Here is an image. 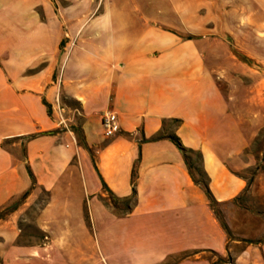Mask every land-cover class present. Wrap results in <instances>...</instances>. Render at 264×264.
Returning a JSON list of instances; mask_svg holds the SVG:
<instances>
[{
  "label": "crops",
  "instance_id": "0c3cea01",
  "mask_svg": "<svg viewBox=\"0 0 264 264\" xmlns=\"http://www.w3.org/2000/svg\"><path fill=\"white\" fill-rule=\"evenodd\" d=\"M84 9L98 12L67 51ZM259 25L264 0H71L60 15L52 0H0V208L31 188L28 165L50 192L35 218L48 240L18 241L30 192L0 219V264H264V216L261 241L233 238L181 149L150 140L180 119L169 130L202 153L231 233L251 231L241 200L264 170L249 186L237 171L254 164L244 154L259 117L242 112L216 77L228 67L210 57L211 41ZM58 95L95 163L76 130L57 129L46 102ZM108 110L120 124L112 137Z\"/></svg>",
  "mask_w": 264,
  "mask_h": 264
},
{
  "label": "rangeland",
  "instance_id": "374dc122",
  "mask_svg": "<svg viewBox=\"0 0 264 264\" xmlns=\"http://www.w3.org/2000/svg\"><path fill=\"white\" fill-rule=\"evenodd\" d=\"M52 1L55 3L56 12L59 15L60 11L63 12V8L69 7L71 2V0ZM89 1L90 0H83V2ZM134 1L135 0H128L130 4H133ZM96 12L98 11H91L90 9L83 10L81 25H78L76 30L75 27H72V29H74L73 33L76 35L72 36L71 42L66 43L64 41L63 43V46H67V51L75 46L78 36L89 32L90 20ZM64 28L67 32L70 31L71 33V27L64 26ZM242 34L243 39L241 41L222 42L218 39L211 41L212 55L210 57V62L212 66L228 67L226 72L221 69L220 72L216 74L218 81H220V83L225 81L227 93L240 101V107L244 114H255L259 117V133L244 154L245 157L248 155L254 157V164L249 168L237 171L239 174L251 178V170L258 164H262L261 158L264 154V25L244 27ZM225 52H227V54L224 57ZM66 102L69 104L70 101L68 100ZM51 114L53 116L52 107ZM72 123L71 120L72 129L75 130V126H73ZM57 129L59 130V128ZM192 158L196 160L197 156L192 154ZM262 172V170H259L257 174ZM259 180L261 181V179ZM262 184H258L257 187L249 188V191L246 192L244 198L241 200V204L245 205L254 217L251 220V231L247 232L244 227V232L236 235L232 234L233 238H242L250 242L251 240H257L259 237H264V235H255L256 221H258L257 219H262L261 217L264 216V186H261ZM31 192L36 194L37 198L34 202L30 203V206L26 210L24 216L25 220L20 221L21 232L18 239L19 242L28 244L48 240L46 235L36 226L35 218L46 204L50 192L42 187H36ZM218 211L224 218L221 210L218 209Z\"/></svg>",
  "mask_w": 264,
  "mask_h": 264
},
{
  "label": "trees",
  "instance_id": "16d2710c",
  "mask_svg": "<svg viewBox=\"0 0 264 264\" xmlns=\"http://www.w3.org/2000/svg\"><path fill=\"white\" fill-rule=\"evenodd\" d=\"M70 102L72 104H75L74 101H70ZM46 105H47V107L49 109V112L51 113V105L48 104L47 102H46ZM178 122H180V119H177V118L171 119L170 121H164L163 128L155 136L151 137L150 140H156V139L168 137L181 149V151L184 154V157H185L186 163L188 165V168L190 170V173L194 177L196 183L200 184L204 188V190L206 191V194L208 195V197L210 199L212 207L216 210V214L220 218V220H221L223 226L225 227V229L227 230L228 234L230 236H232V233L230 231L229 226L225 222L223 216L218 211V208H217L218 202L215 199V197H214V195H213V193H212V191H211V189L209 187L208 175H207V173L204 170L203 165H202V153L200 151L194 150L193 148L184 146L182 141H181V139H180V137L176 133H174L173 131L169 130V126H168L169 124L168 123H178ZM75 130L78 133V137H79L80 143L90 150V153L92 154V159H93V161L95 163V159L93 157V151L88 146V144H87V142L85 140V136H84V134L82 132V129L77 126V127H75ZM54 131L55 130H51L49 132H54ZM35 135L36 134L31 135V136H35ZM192 154H195L197 156L196 160H194L192 158ZM261 162H262V164H258L255 168H253L251 170L252 175H251V178L249 179L248 186H249V184H251L252 179L257 174V172L259 170H262V171L264 170V154H263V157L261 158ZM27 168H28V172H29V174H30V176L32 178V186H31V188L28 189L25 193H23L18 198L14 199L8 205L0 208V219L4 218L7 214H9L10 212H12L15 209H17L18 206L30 194L31 190H33L36 187V184H37L36 177H35L32 169H31V167L29 165L27 166ZM134 177H135V174H134ZM134 193H135V188H134ZM239 198H241V197H239ZM127 206L130 207L129 204H127ZM258 241H261V240H255V241L251 240L250 242H258Z\"/></svg>",
  "mask_w": 264,
  "mask_h": 264
},
{
  "label": "built area",
  "instance_id": "2783aa9c",
  "mask_svg": "<svg viewBox=\"0 0 264 264\" xmlns=\"http://www.w3.org/2000/svg\"><path fill=\"white\" fill-rule=\"evenodd\" d=\"M52 113L59 130L73 131L71 126V116L69 115L67 106L60 95L57 96L55 103L52 105ZM101 124L106 137H112L120 130L118 115L111 110L106 111L102 115Z\"/></svg>",
  "mask_w": 264,
  "mask_h": 264
}]
</instances>
